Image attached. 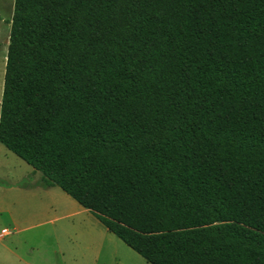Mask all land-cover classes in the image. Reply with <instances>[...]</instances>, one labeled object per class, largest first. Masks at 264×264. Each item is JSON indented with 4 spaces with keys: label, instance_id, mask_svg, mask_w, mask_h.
Masks as SVG:
<instances>
[{
    "label": "trees",
    "instance_id": "trees-1",
    "mask_svg": "<svg viewBox=\"0 0 264 264\" xmlns=\"http://www.w3.org/2000/svg\"><path fill=\"white\" fill-rule=\"evenodd\" d=\"M0 142L151 264H264V0H14Z\"/></svg>",
    "mask_w": 264,
    "mask_h": 264
},
{
    "label": "rangeland",
    "instance_id": "rangeland-1",
    "mask_svg": "<svg viewBox=\"0 0 264 264\" xmlns=\"http://www.w3.org/2000/svg\"><path fill=\"white\" fill-rule=\"evenodd\" d=\"M13 1L0 0V101ZM0 264L151 263L0 142Z\"/></svg>",
    "mask_w": 264,
    "mask_h": 264
},
{
    "label": "crops",
    "instance_id": "crops-1",
    "mask_svg": "<svg viewBox=\"0 0 264 264\" xmlns=\"http://www.w3.org/2000/svg\"><path fill=\"white\" fill-rule=\"evenodd\" d=\"M82 206V205H81ZM83 207V206H82ZM84 208V207H83ZM86 209V208H85ZM88 210V209H87ZM11 218V220H12V222H13V224H16L17 222H18V220L14 217V216H12V217H10ZM3 229H5V228H3ZM3 229H2V231H3ZM1 231V232H2ZM9 251L11 250V249H8ZM22 260L20 259V262H21Z\"/></svg>",
    "mask_w": 264,
    "mask_h": 264
},
{
    "label": "built area",
    "instance_id": "built-area-1",
    "mask_svg": "<svg viewBox=\"0 0 264 264\" xmlns=\"http://www.w3.org/2000/svg\"><path fill=\"white\" fill-rule=\"evenodd\" d=\"M3 233H6L7 232V230L6 229H3V231H2Z\"/></svg>",
    "mask_w": 264,
    "mask_h": 264
},
{
    "label": "water",
    "instance_id": "water-1",
    "mask_svg": "<svg viewBox=\"0 0 264 264\" xmlns=\"http://www.w3.org/2000/svg\"><path fill=\"white\" fill-rule=\"evenodd\" d=\"M8 43V39L5 40Z\"/></svg>",
    "mask_w": 264,
    "mask_h": 264
}]
</instances>
